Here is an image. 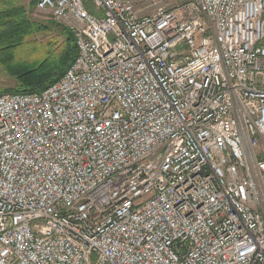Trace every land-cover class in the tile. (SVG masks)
<instances>
[{
	"label": "built area",
	"instance_id": "built-area-1",
	"mask_svg": "<svg viewBox=\"0 0 264 264\" xmlns=\"http://www.w3.org/2000/svg\"><path fill=\"white\" fill-rule=\"evenodd\" d=\"M153 4L36 0L77 55L0 93V264H264V0Z\"/></svg>",
	"mask_w": 264,
	"mask_h": 264
},
{
	"label": "trees",
	"instance_id": "trees-1",
	"mask_svg": "<svg viewBox=\"0 0 264 264\" xmlns=\"http://www.w3.org/2000/svg\"><path fill=\"white\" fill-rule=\"evenodd\" d=\"M33 4L35 7L36 0ZM25 14V8L22 6L0 8L1 65L17 82L14 89L0 93L41 92L64 75L77 55L74 36L65 26L55 23L58 29L47 43V49L35 43L29 44L28 49L34 54L32 64H12V51L25 46L23 44L26 39L40 29L37 24L30 22Z\"/></svg>",
	"mask_w": 264,
	"mask_h": 264
},
{
	"label": "rangeland",
	"instance_id": "rangeland-1",
	"mask_svg": "<svg viewBox=\"0 0 264 264\" xmlns=\"http://www.w3.org/2000/svg\"><path fill=\"white\" fill-rule=\"evenodd\" d=\"M186 1L188 0H155V2L158 3V6H162L166 9L172 8ZM33 3L34 0H0V8L6 6L24 7L26 11V18L40 27L39 32L31 34L26 39V42L23 44L25 46L12 51V54H10L13 57L12 64H32L34 61L32 60L34 59V54L28 49L29 44L35 43L36 45L43 46L47 49V43L50 41L52 36L55 35L58 29L57 25L51 20L48 14L40 13L35 10ZM85 8L91 14L95 13V7L93 4L85 3ZM154 8L155 6L153 4V0H136V10L140 15H150L153 13ZM16 86V79L4 70L0 59V92L14 89Z\"/></svg>",
	"mask_w": 264,
	"mask_h": 264
}]
</instances>
